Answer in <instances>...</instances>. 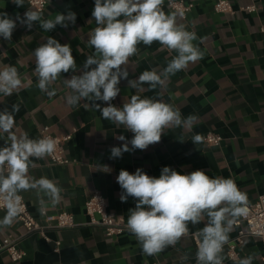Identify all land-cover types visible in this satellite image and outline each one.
<instances>
[{
	"label": "crops",
	"instance_id": "obj_1",
	"mask_svg": "<svg viewBox=\"0 0 264 264\" xmlns=\"http://www.w3.org/2000/svg\"><path fill=\"white\" fill-rule=\"evenodd\" d=\"M185 1L192 5L185 21L168 6L163 11L174 15L178 25L196 34L193 44L203 53L202 59L190 62L186 69L172 75L165 88L150 89L143 85L137 90L129 87L128 80L137 79L145 70L161 72L176 55L158 42L151 46L141 43L137 54L129 58L128 78L121 79L120 92L111 103L122 107L132 95L159 99L173 105L182 117L195 115L198 121L190 129H166L160 142L145 150L136 149L123 153L121 158L110 159L111 147H121L134 134L104 119L90 106V101H81L74 107L66 103L71 89L64 84V79L80 75V71L61 73L49 88V91L55 90V95L51 96L37 87L38 77L34 73L33 51L49 36L62 45H70L77 69L83 67L88 56L95 54L88 44L97 26L92 17L94 0H48L42 12L25 0L22 7L13 0H0V13H7L14 20L17 16L23 18L29 10L39 12L44 19H54L68 11L76 14L74 24L57 25L48 32L39 26V21L28 29L17 20L11 40L0 37V68L15 66L22 80L21 87L12 95L0 94V112L5 109L12 112V106L19 105V111L14 113L13 128L17 135L27 133L30 138L38 139L42 130L56 136L72 135L64 144L69 164H53L47 156L34 160L35 167L29 170V175L36 179L53 180L62 189L61 200L53 205L43 193L38 196L35 190L20 195L41 224H46L40 210L41 198L45 200L43 209L47 210L51 224L61 211L73 214L78 224L73 228L47 231L53 241H61V250L57 253L54 243L46 242L40 234L24 235V228L16 217L11 226L0 227V244L19 239L25 256L14 262L3 250L0 264H197L193 236L204 227V222L189 224L188 233L174 246L151 256L143 252L128 228L121 234L107 236L103 228L88 224L85 203L95 191L107 198L108 211L116 221L127 224L129 210L137 201L132 197L126 202L120 199L122 189L116 178L122 169L134 174L140 168L157 178L166 166L181 174L203 170L213 178L233 179L246 195L247 204L255 203L264 195V0H233V14L217 12L214 8L217 0ZM252 4L257 5L255 12L242 10ZM96 103L107 106L102 101ZM208 133L222 136L221 144H206L204 137ZM197 134L202 140L195 145L192 137ZM120 136L125 140H120ZM6 142L7 134L0 133V147ZM98 165H106L111 171L104 172ZM5 214L6 210H0V220ZM239 218L235 219L228 241L245 228V224L236 223ZM222 255L223 264H238L249 256L251 264H264V238L246 237L237 259L229 257L227 248Z\"/></svg>",
	"mask_w": 264,
	"mask_h": 264
},
{
	"label": "clouds",
	"instance_id": "obj_2",
	"mask_svg": "<svg viewBox=\"0 0 264 264\" xmlns=\"http://www.w3.org/2000/svg\"><path fill=\"white\" fill-rule=\"evenodd\" d=\"M13 3L22 7L24 0H13ZM162 4L163 0H94L92 17L97 26L91 32L88 44L95 54L88 56L80 69H77L70 45H62L50 36L33 51L37 87L42 92L55 95V90L49 91V88L61 73L80 71V75L64 79V84L71 89L66 103L74 107L81 101H90V106L104 119L122 125L134 134L121 147H111L110 159L121 158L123 153L136 149L145 150L160 142L166 129H190L198 121L195 115L182 117L173 105L159 99L132 95L122 107L111 103L120 92L121 79L128 78L126 65L129 58L137 54L141 43L151 46L158 42L169 52L175 51L176 55L161 72L145 70L137 79L128 80L129 87L137 90L143 85L150 89L165 88L172 75L186 69L190 62L202 59L203 53L193 44L196 34L178 25L174 15H166ZM17 20L28 29L39 21V26L48 32L57 25L74 24L76 14L68 11L67 14L59 13L54 19H44L39 12L29 10L23 18L17 16L14 20L7 13H0V37L10 41ZM21 85L15 66L0 68V94L10 96ZM97 101L105 102L107 106L101 107ZM12 109V112L7 109L0 112V133L7 134L5 146L0 147V200L6 209L0 227L11 226L17 217L21 192L35 190L38 196L43 193L53 205L61 200L62 192L53 180L29 175L30 168L35 167L34 160L44 159L55 151V140L52 137L33 139L27 133L17 135L13 128L14 113L19 111V105L14 104ZM118 138L125 140L124 136ZM201 140L199 134L192 137L195 145ZM97 167L104 172L111 171L106 165ZM116 179L122 189L121 201L126 202L128 197L137 201L129 210L127 228L145 254L155 255L174 246L188 233L189 224L204 222V227L197 233L200 237L197 264H223V247L229 240L235 219L247 213V197L233 179L213 178L203 170L181 174L167 166L162 168L158 178L137 168L134 174L120 170ZM39 203L42 212L45 200L41 198ZM251 261L249 256L239 260L238 264H251Z\"/></svg>",
	"mask_w": 264,
	"mask_h": 264
},
{
	"label": "built area",
	"instance_id": "obj_3",
	"mask_svg": "<svg viewBox=\"0 0 264 264\" xmlns=\"http://www.w3.org/2000/svg\"><path fill=\"white\" fill-rule=\"evenodd\" d=\"M30 6L34 7L37 11L42 12L47 4L48 0H25ZM165 6H168L174 10L182 20H186L188 13L190 12L192 5L188 4L185 0H163L162 10ZM214 8L219 13L233 14L235 12L233 8V0H217ZM242 10L248 12H255L257 5L252 4L250 6L242 7ZM41 137H52L56 142L55 151L48 156L49 160L53 164L65 165L69 164L70 160L66 157L64 144L72 138L71 134L65 136H56L41 131ZM223 138L218 134L208 133L204 137V142L208 145L218 146L221 144ZM22 200L19 207V213L17 215L18 220L21 222L24 228V235L40 234L46 242L54 243V252H60L61 241H53L48 235L49 229H65L73 228L78 224L73 214L67 211H61L57 214L54 219V224H51V218L48 215L47 210L43 209L41 212L42 217L45 219L46 224H41L40 221L33 216L28 208V204L25 198L21 195ZM247 213L240 216L236 222L238 225L245 224V228H242L238 234L231 240L228 241L224 247L227 248L228 255L231 259H237L240 248L245 243V238L248 236L264 238V195L260 196L258 200L253 204H247ZM0 210H6L3 207V201L0 200ZM85 212L89 217L88 224L92 226L101 227L105 230L107 236H114L121 234L127 229L126 223L117 222L112 214L108 211L107 198L100 193L95 191L85 203ZM194 240L198 248V236L194 235ZM7 251L10 254L11 259L14 262L21 261L25 252L19 246V239H11L0 244V251ZM57 264H66L59 262Z\"/></svg>",
	"mask_w": 264,
	"mask_h": 264
}]
</instances>
